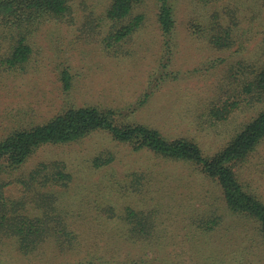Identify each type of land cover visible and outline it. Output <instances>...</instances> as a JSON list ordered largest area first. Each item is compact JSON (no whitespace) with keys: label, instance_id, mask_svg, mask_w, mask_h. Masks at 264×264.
Listing matches in <instances>:
<instances>
[{"label":"rangeland","instance_id":"374dc122","mask_svg":"<svg viewBox=\"0 0 264 264\" xmlns=\"http://www.w3.org/2000/svg\"><path fill=\"white\" fill-rule=\"evenodd\" d=\"M110 1L75 0L66 17L39 26L23 70L0 66V142L71 107H95L112 111L119 127L145 125L169 141H191L212 158L264 111L263 100L236 91L238 74L229 77V68L253 58L264 42L259 0H237L240 15L226 50L189 29L213 11L201 0L171 1L176 24L168 37L158 25L157 0H142L129 18L140 16L138 27L110 44ZM136 142L96 130L41 145L16 169L1 163L0 191L9 205L51 231L28 250L0 232V264H264L258 222L232 213L214 178L194 162L135 149ZM58 166L69 175L64 186L50 181ZM233 170L264 203V138Z\"/></svg>","mask_w":264,"mask_h":264},{"label":"trees","instance_id":"16d2710c","mask_svg":"<svg viewBox=\"0 0 264 264\" xmlns=\"http://www.w3.org/2000/svg\"><path fill=\"white\" fill-rule=\"evenodd\" d=\"M75 0H0V66L9 70L24 69L30 61L33 50L30 39L46 20L61 19L71 12ZM142 0H111L105 10V18L111 26L105 40L119 45L127 40L138 27L140 16L129 19L136 4ZM172 0H157L159 4L158 25L164 37L171 35L175 28V12ZM204 7L213 4L206 22L193 20L189 25L192 34L204 38L218 50H226L234 41L240 6L237 0H201ZM222 1V2H220ZM222 7V9H221ZM259 11L264 26V0H259ZM230 76L239 75L236 91L245 94L244 99L264 101V42L253 58L235 62L230 68ZM70 76L61 73L63 88L70 87ZM234 103L228 106L230 113ZM221 110V109H220ZM224 110V108L222 109ZM112 111L95 107H71L63 114L55 116L47 123L29 130L12 133L0 142V164L8 170L20 166L38 147L44 144L70 143L96 130H106L120 142H136L135 149L147 148L164 157L191 161L200 165L203 171L220 185L228 209L238 215L256 220L264 235V203L247 192L238 180L233 166L244 161L264 138V111L242 126L218 155L206 157L197 144L188 140L169 141L157 130L145 125L119 127L111 119ZM98 161V160H97ZM109 161L105 160V163ZM48 166L43 165L31 173V180ZM50 181L66 185L69 175L63 168L54 167ZM49 180L46 178L42 185ZM51 228L40 218H28L17 213L0 191V232L17 237L20 247L28 250Z\"/></svg>","mask_w":264,"mask_h":264}]
</instances>
